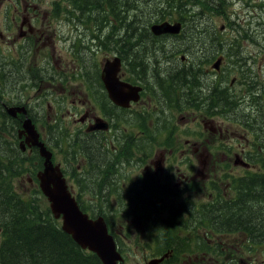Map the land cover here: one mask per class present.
Listing matches in <instances>:
<instances>
[{
    "label": "flooded vegetation",
    "instance_id": "flooded-vegetation-1",
    "mask_svg": "<svg viewBox=\"0 0 264 264\" xmlns=\"http://www.w3.org/2000/svg\"><path fill=\"white\" fill-rule=\"evenodd\" d=\"M1 28L3 31H7L11 29V26L1 23ZM89 28L90 24H84L82 20L77 34L67 33L65 38L73 45V48L65 55V65L59 71L52 70L49 59L43 57L38 43L31 44L28 50V54L34 55L37 60L39 59L37 66L41 83L37 81L38 85L42 87L43 84L47 89L53 91L47 94L52 97V100L47 102L46 109L43 110L45 113L41 115V118L37 117L36 121L33 119L40 133V139L53 153V164L56 165L58 161L55 160V150L50 141L60 105V111L65 110L61 119L67 120L65 124L59 125V127H62L64 137L73 134L72 138H75V144L77 146L82 144L81 155L87 150L84 143L86 144L88 141H94L93 145H96L95 141H97L99 147L107 153L106 159L107 162L111 163V168L106 172L107 185L105 184V187L107 188L105 190L130 189L132 188V186L128 187L131 185L130 183L140 185L142 184L140 176L146 170L150 180H155L159 184L163 183L165 190L169 189L178 193L180 189H187L192 183L198 184L192 181V176L197 171V174L202 175L203 179L190 190L199 188L202 191H207L210 184L216 182L217 193L221 194L220 203L235 209L232 229L220 232L212 239H209L207 231L202 232V237L206 240L207 245H210L212 249L217 251V254H220L217 262L220 264H228L230 261L233 264H258L257 261L260 259L257 255H264V239H262L264 233L251 229L248 225L245 226L246 229L239 221L241 220L239 210L243 205L248 204V196L252 195L248 190L254 194H260L262 191V188L247 183L244 176L248 172H250V177L254 174L264 176V164H256L255 152H249L260 146L250 137L248 147L247 145L243 147L240 144L241 150L231 153L233 143L239 138H244L243 135L247 134L241 124L242 121L234 117L228 120H216L215 118L224 113L223 93L225 94V90L221 87L223 77L222 73L219 72L223 66L220 69H213L218 71V79L213 88L207 91L206 85H203L200 87L198 99L187 101L189 107L193 105L199 107V110H196L198 113L193 112L190 115L188 113L181 116L182 121L176 123L175 126L174 109L177 104L171 87L174 81L170 78L165 80L159 71L160 64L151 63L152 61L158 62V58L153 56L148 58L151 61L145 63L144 61L140 62L137 58L131 59L126 56L130 41L123 42L124 54L119 55L122 60V66L118 73L119 83L122 85L121 82L124 81L141 87V90L137 100H131L126 105L117 104L103 80L104 66L114 56H108L111 53L108 43L104 44L105 50L99 46L100 39L104 38L101 29L96 30V34L92 35V42L85 38L88 36ZM44 42L45 40L41 43ZM142 45L140 44L139 48H142ZM146 45L151 49L152 41L147 42ZM85 48L87 52L84 50ZM145 52L139 50L140 54ZM153 53L157 55L155 51ZM94 55H97V61L94 59ZM87 59V64L84 67L83 61ZM86 67H90L92 71H81ZM189 70L193 69L189 68ZM11 74L16 80H24L25 84H23L22 91L33 88L36 80L32 75L25 74L24 69H16ZM59 80L63 82L61 85L58 84ZM254 82L264 85L258 80V77L254 79ZM175 84L185 86L174 82ZM193 87L190 86L189 88ZM38 91L41 92V89ZM202 92H206L207 96H201ZM250 92L253 95L252 102L259 104L264 110V96L254 93L251 89ZM121 95L128 100L134 96L133 88H123ZM32 102H40L37 94L33 95ZM67 102L71 104H67ZM181 102L183 103V99ZM25 104L30 113L28 103ZM48 111L50 112L48 113ZM44 117H47L48 121L52 120L50 124L46 125L40 120ZM71 117L73 124L77 123L74 131L68 128ZM101 119L106 122L107 128H94L102 123ZM248 122L251 123L252 133H255L257 127L264 129V125L253 116ZM145 123H149V125L146 126ZM163 124H166V128L172 134H174V128H180L183 134L191 133L196 148H193V142L190 138L176 136L163 143L165 146H163L162 151L157 148L154 152H147L145 158L140 152L144 146L143 143L150 144L152 148L157 138L155 128ZM55 144L56 146L60 145V149L62 148L59 141ZM127 147H130L131 151H128ZM160 152L162 153L160 154ZM245 152H249V154L247 155ZM121 155L122 162L115 160L116 156L120 157ZM87 156L84 157L85 166H88ZM68 160L66 169H69L71 162L74 163L72 153ZM177 161L180 163L178 168L180 172L176 173ZM44 164L45 158L40 156L39 148L29 142L22 124L17 131L14 130L12 121L9 123V129H2L0 126V171H11L16 174L15 183L17 187H22L20 181L23 180L25 183L22 188L42 192L38 173L44 170ZM64 164L66 165L62 161V165ZM196 164H199V167L195 169ZM89 166L93 173L94 169L90 161ZM33 175L34 178H32ZM172 177L177 185L172 184ZM175 202L182 203L183 201L182 199H175ZM197 204L195 202V205ZM184 219L194 221L198 217H185ZM194 227L199 228L198 225H194ZM200 253L201 256H199ZM207 255L208 253L204 250H195L188 261H193V264H208L206 262Z\"/></svg>",
    "mask_w": 264,
    "mask_h": 264
},
{
    "label": "rangeland",
    "instance_id": "rangeland-1",
    "mask_svg": "<svg viewBox=\"0 0 264 264\" xmlns=\"http://www.w3.org/2000/svg\"><path fill=\"white\" fill-rule=\"evenodd\" d=\"M95 1L100 5L101 8L95 9ZM109 4V2L105 3V0H89L87 4L83 23L90 24L89 31H87L88 36L85 38L89 39L91 42L92 35L96 34V30H100V28L104 33L106 32L108 34H111L112 32H114L119 38L124 35V30H122L121 28H116L115 30L112 29L114 22H111V24H108V22H106L108 20H111V18L112 20L114 19L111 12L110 14L105 15L110 11L104 9L108 8ZM124 4L132 7L130 16L128 18L129 22L132 21V31H135V28L141 29L139 30V32H135V35L133 33L131 34L133 35V42H136L135 45H137L138 43V46L133 47L132 42H130V47H128L129 55L132 53V56L134 55V58H141L143 57V53L140 54V50L148 51L149 55L153 57V52L155 51L157 53V55L155 56L158 58V62L152 61L151 63H155L158 65L160 64L159 71L165 80L169 79L171 75H174L182 69L192 68L194 71H199V74L196 76L198 84L195 87L188 88L179 84H175L172 87V92L174 94L173 97L176 100L177 104V107L174 109V118L176 119V121L174 122L175 126L176 123L182 121V119L180 118L181 116L188 113L190 115L193 112L198 113L196 110H199V107H189L187 101L198 99L201 86L206 85L207 91L213 88L215 81H217L218 79V71H214L215 68L213 67V63L217 57H223V55L225 57L224 67L219 70V72L222 73L223 77L221 87H227V94L229 96V99L236 103V107L235 109H233V107L229 108L233 110L225 111L220 117H215L216 120H228L234 117L236 119H239L240 121H243L250 120V118L253 116L256 120L264 125V110L259 104H254L252 102V93L250 92L249 88V85L254 84V90L257 91L260 96H264V85L254 82V79L258 77V80H260L264 84V0H227L224 12L208 13L206 15L202 14L201 16L196 15L192 17L189 22H186L182 35L178 37L172 36L171 38H157L150 30L151 24L163 18L164 14L162 13V11H165V2H163L162 0H121V4L119 5V11L121 13H128L126 12L127 8ZM90 5H92V8L90 7ZM165 14V20H172L169 18V14ZM193 14L195 13H192V16ZM53 26V24H51V26L49 25V32H51ZM131 26H129L130 29H132ZM222 27L223 30L220 29ZM46 28L48 27L44 25V28L41 30V32L36 33L38 44L41 42L43 35H45ZM73 33L76 34L75 31ZM130 33L131 32H129V34ZM66 35H64V39ZM6 38L7 37L4 34L1 39L5 40ZM130 40L131 39H128V41ZM138 40H140V42H138ZM149 41H152L151 49L152 51L154 50L153 52H151V49H149L150 47L146 45ZM234 41L239 43V46L234 47L235 49H233V47L231 46ZM84 44L85 43H83V45ZM140 44H143L142 48H139ZM231 53H236L237 55L231 56ZM113 54H115L114 51L108 54V56H111ZM93 57L94 59H96L97 55H94ZM181 60L184 61L182 62ZM87 61L88 59L83 61L84 67L87 64ZM146 61L148 62L151 60H148L146 58L144 63ZM0 66L1 77L3 73L8 69V63H5V65H2L0 63ZM21 66L22 65H20V69H25V67ZM51 66L53 71H59L53 67L52 63ZM81 71H92V69L90 67H86L84 69H81ZM234 77L237 79L238 83L235 82L234 85H231V81ZM38 79L41 83L39 76ZM188 79L190 80L191 78ZM5 80L7 82L8 89L10 90L9 93L6 94V98L12 99V95L16 93L11 92V88H13L14 85V80L11 76L7 77ZM62 83L63 82L61 80L58 81V84L61 85ZM39 89H41L43 95H47L53 92L52 90L47 89L45 85L42 87L39 86L38 82L35 81L31 90L25 89L20 93V96L23 99L18 103H26L28 99L30 101H33V95L37 94ZM201 96L206 97V92H202ZM182 99L183 103L181 102ZM50 100H52V97L49 96L47 100L41 105V108H37V113H39L40 115L45 113V111L43 110L46 109V104ZM250 102L254 105H250ZM67 104L71 103L67 102ZM259 109L261 110L258 111ZM60 110L61 107L59 105V113L55 126L52 130L50 144L54 147L55 150V160L58 162L63 161L65 163H68L66 160L67 158L64 157V153H62V151L60 150V145L56 146L55 144L57 141H59L62 145V148L66 147V142L64 140L65 137L62 134V127H59V125L62 126L63 124H65L67 119H61V115L63 112L65 113V110ZM49 112L50 111H48V113ZM11 121H13L12 118L6 117L0 122V126L2 127V129H9V123H11ZM76 125L77 123L73 124V119L71 117L68 124L69 129L71 131L75 130ZM145 125L148 126L149 123H145ZM129 129L131 130L130 126ZM155 130L157 138L153 147L151 148L150 144L148 145L147 143H143L144 146L140 150L145 158L147 152H154L157 148H160V151H162L163 146H165V144L163 143L168 142L171 137L176 136H180L182 138H190L193 142V148H196L195 140L192 134L189 132L187 134H183L180 128H174V134H172L171 131L166 128V124L155 128ZM258 130L259 127L256 128L255 133L252 134L251 137L253 135H257V132H259ZM243 137L244 138H239L233 143L234 146L231 153H234L236 151L239 152L241 150L240 144H242L243 147L245 145H247V147L249 146L248 139L250 136L246 134L243 135ZM71 145L73 149L76 148L74 140L72 141ZM86 147L88 150H90V146L88 145V143ZM126 149L128 151H131L130 147H127ZM92 150H95V146ZM65 151L67 152L68 148H65ZM101 153L103 155V158L106 159V154H104L103 152ZM161 153L162 152H160V154ZM100 160L104 162L102 158ZM115 160L122 162V155L120 157L116 156ZM85 163L86 161L84 162L82 159H79L75 163H70L76 169H78V171H80L79 174L75 173V180H71V182L73 184H77L79 197L89 212L93 214L105 213L107 219L111 222V225L114 224L116 227L124 230L128 239L122 240L120 242V246L121 251L124 253L126 258L125 264H144L146 260L154 257V255L161 254L168 241L165 240V236H161L160 234L157 235V233L160 232V230L157 229V226L168 219L169 222L174 221L173 217L174 214H177L176 210L182 211L186 209V203L185 201H183L184 199L191 198L193 201L199 202L198 199H203L206 197V195H204L205 191L201 192V189H199V191L194 192V197L192 191V193L188 194L186 198L182 197V203H176L173 202V200H179V198H172L170 196L156 194L154 198L160 201L157 207L152 205V203L148 199H144L139 196L133 187L128 190L119 188L117 192L112 191L111 193L110 191L105 190V188H107L105 187V184L107 185V182L106 179L105 181L102 180L106 177L105 172L97 169L96 172H100V174L95 178V174H93L95 171L93 173L90 172V166H85ZM96 163L99 164V162ZM97 164H94V166ZM198 165L199 164L195 165V169L198 167ZM179 167L180 163L177 161V165L175 166L176 173L180 172V170H178ZM147 178L148 175L144 170L143 174L140 176V181L143 183ZM152 181L156 183L155 180ZM20 183L23 187L25 182L21 180ZM156 184L162 189H166L163 183ZM172 184L177 185V183L173 180V177ZM40 194L42 195V193ZM210 194L212 193H208V197H206L204 201H209L208 198ZM218 194L219 193H217V196L215 197H218ZM30 197H32V195ZM37 197L41 199V196L38 194L36 195V198ZM0 199L2 201L4 200L3 197H0ZM43 200L45 210V208H49V203L44 196ZM151 201L153 202V200ZM125 202L130 204L131 208H127ZM110 210L112 212H110ZM127 211L132 212V214L127 213ZM179 214L181 213H178L176 217H179L180 221H187L190 224L193 223L192 220L184 219L188 216ZM132 215L133 218L130 220V218H128L127 216ZM152 215L154 217L153 219H151ZM155 219L157 223L152 222ZM194 225L195 224H192L190 228H192ZM178 228H182L180 224H178V227H176V230L174 231L176 232L177 230H181ZM168 230V227H166V229L164 230L162 228V232L165 234ZM184 232L186 231L184 230ZM171 234L175 236L174 232ZM186 235L187 234H184L183 237H185ZM47 243L48 239L45 240V244ZM179 248L183 249L182 246ZM209 250L211 251V253H208L206 262H210L209 264H220L217 262V256H214L213 258V249L211 248ZM170 251L172 250H169V252ZM184 254L186 253H182V256H185ZM201 255L202 254L200 253L199 256ZM257 256L260 259L257 261V263L264 264V255L261 254ZM172 258H174V255H172ZM74 259L75 257L71 253L69 261L72 262L74 261ZM180 264H193V261H183ZM228 264H233V262L230 261Z\"/></svg>",
    "mask_w": 264,
    "mask_h": 264
},
{
    "label": "trees",
    "instance_id": "trees-1",
    "mask_svg": "<svg viewBox=\"0 0 264 264\" xmlns=\"http://www.w3.org/2000/svg\"><path fill=\"white\" fill-rule=\"evenodd\" d=\"M162 1L166 3V6L164 7L165 11H162L164 14L163 18L159 19L158 21L165 20V13H167L171 19H179L184 22H189L191 18L196 15L201 16L202 14L206 15L208 13H222L224 12L225 5L227 4V0ZM107 2L110 3L109 7L104 9L110 10L111 13L116 17L113 25L114 30L116 28L122 29L123 26L132 25V21L129 22L128 19L132 7L124 4L127 8L126 12L128 13H121L119 11L121 0H105V3ZM94 4L95 9L101 8L96 1ZM90 7L92 8V5H90ZM192 13L195 14L192 16ZM109 23L110 21L108 24ZM126 29L128 30L126 37L119 38L114 32H112V38L109 40V44L113 47V50H118L121 54H124V41L131 39L130 42H132V46H136V42H133V35L131 34L133 33L135 35V32L137 33L139 30H141L140 28H135V31H132L130 28ZM129 32L131 33L129 34ZM231 46L233 49H235L234 47L239 46V43L234 41ZM151 52H153L152 49ZM234 55L236 56L237 54L231 53V56ZM126 56H131V58H134L132 53L129 55V49ZM153 56H155V54ZM146 58H152L148 51L143 53V57H139L137 60L142 62L145 61ZM198 74L199 71L183 69L177 74L175 73L174 75H171L169 78L172 79V81L184 84L189 88L190 86L195 87L198 84L196 79ZM188 78L191 79L189 80ZM174 82L171 87L174 86ZM223 100L226 111L235 109V106H233L234 101L229 99L226 89L225 94L223 93ZM232 106L233 109H229L232 108ZM95 142L96 145H93L94 141L87 142L90 146V150L87 149L86 154L92 162L96 178V176L100 174V172H96V170L98 169L103 171L106 175V172L111 168V163L109 161L107 162V159L103 158L101 152L106 154V157L107 153L99 147V143L97 141ZM87 143H84L85 147ZM94 146L95 150L93 151L92 149ZM101 158L104 160V162L100 160ZM96 162H99V164ZM94 164L97 165L94 166ZM102 180H105V178ZM245 181L252 186L262 188V191L260 194H254L251 190H248L252 195L248 196V205L245 204L240 208L239 212L241 220L239 221L242 225H244V227L248 225L251 227V229L264 233V176L256 174L254 179L245 178ZM213 188L217 191L216 182H214ZM0 197H3V202L5 203V205H1L0 199V227L2 237L0 251L1 264H103L96 254L83 250L69 234L61 230L58 222L53 219L49 208H45L44 210V207H40V205L36 203L35 200L29 204H25V206H21L19 203L15 205L12 202V196H10L9 192L5 189L0 190ZM219 201L220 193L214 201H210L207 204H201L199 207L194 205L193 209L186 208L184 211L176 210L177 214H174V221L169 223V230L165 235V240H167L168 243L164 247L165 250L173 249L175 254H173L174 258L166 261V264H171L173 261L183 257L182 253H189L191 250V236H193L196 231L195 229H192V232L190 231L189 233L187 232L189 231L187 229H185L186 232H184V229L178 228L181 230H177L175 232L174 230H176L178 224L185 226V228H188L187 225L189 224L187 221H180L179 217H176L178 213H181L179 215L198 217L197 220L192 222L194 224H199V228H206L208 232L212 231L214 233H219L222 230L232 229L235 209L233 207L224 206L219 203ZM173 232L175 236L171 234ZM181 232H184V234L187 235L183 237ZM47 239L48 243L45 244V240ZM262 239H264V236H262ZM118 241L120 240L118 239ZM181 246L183 249L179 248ZM71 253L75 257L74 261L72 262L69 261Z\"/></svg>",
    "mask_w": 264,
    "mask_h": 264
},
{
    "label": "bare ground",
    "instance_id": "bare-ground-1",
    "mask_svg": "<svg viewBox=\"0 0 264 264\" xmlns=\"http://www.w3.org/2000/svg\"><path fill=\"white\" fill-rule=\"evenodd\" d=\"M110 12L111 11L107 12L106 14H110ZM112 17L114 18L113 20L111 18V20L107 21V22L110 21L109 24H111V22H114L116 19L114 14H112ZM157 23H161L162 25L157 29V32H155L154 27H156L155 24H157ZM185 25H186V22L179 20V19L160 20V21H156L153 24H151L150 30L157 38H160V37L171 38L172 36L178 37V34L182 35L184 32ZM129 26L130 25L123 26V28H122V30H124V35L122 34L123 38L125 37V34L128 32V30L126 28H129ZM112 29H113V27H112ZM220 29L223 30V27ZM163 35H168V36H163ZM103 37L104 38L100 39V41H99L100 48H103V50H105L104 44L108 43L109 51L115 52V54L112 55V56H114L113 59L109 60L104 66L103 80L106 83V86L110 89V92L113 96V99L116 100L115 102L117 104H120V105H126L131 100H137L138 99L141 87L128 84L124 81L121 82V83H123L122 85L119 83L118 73H119L120 68L122 66V60H121L119 55H122V54L118 50H113V47L109 44V40H110V38H112V33L108 34L106 32L105 33L103 32ZM84 45H86V43ZM86 51H87V49H86ZM218 60H220V64H219V67H216L217 66L216 63ZM96 61H97V59H96ZM224 62H225L224 55H223V57L219 56L214 61L213 67L215 69H220L221 66L224 67ZM108 66H112L114 71L116 72L117 82H116V77L113 76L114 74L113 75L107 74L106 70H107ZM114 82H116L117 84H115ZM235 82L238 83L237 79L234 77L231 81V85H234ZM249 86H250L249 88L254 93L259 95V93L254 90V87H253L254 84L249 85ZM125 87L133 88V94L135 93L134 96L130 97L128 100L124 99L121 95L122 89ZM223 89L227 90V87H225ZM250 105H254V104L250 102ZM193 106H196V105H193ZM233 106L236 107L235 102H234ZM260 110L261 109H259L258 111H260ZM225 111H226V109L224 108V112ZM100 121H102V123L100 125L95 126L94 128L106 129L107 128L106 122L103 119H101ZM248 121L249 120H243L241 122V124H242L243 128L245 129L247 135L251 137V135L254 133H252V130L250 128L251 123ZM258 131L259 132H257V135H253L251 138L254 141L258 142L260 144V146L258 148L253 149L252 151H249V152H252V153L255 152L254 157H255V163L256 164H264V129L259 128ZM72 135L73 134L65 136V139H64L66 142L65 148L66 149L68 148V151L66 152L65 148H62L60 150L62 151V153H64V156H66L68 159L71 158V153H72V158L74 160V163L76 161H78L79 159H82L85 162L84 157H86L87 151L83 152V155H81L82 144H80V146H77L75 144L76 148L73 149L71 142H72V140H74V143H75V138L73 139ZM69 149H70V151H69ZM249 152H245V153L248 155ZM81 156H83V157H81ZM68 159H66L67 162L69 161ZM89 161H90V158L88 157V165H89ZM67 165H68V163H66V165L65 164L62 165V161L57 162L56 170H55V173H54V176L52 178L51 185H50L51 187H50V190L48 192L47 200L49 203V208H50V212H51L53 219H55L58 222L61 230H63L65 233L69 234L73 238V240L83 250L96 254L100 258V260L102 261L103 264H125L126 258H125L124 253L121 251V246H120V242L122 240L128 239L126 237L124 230L116 227L114 224L111 225V222L107 219V216L105 213L93 214L86 209V207L84 206V204L82 203V201L79 197V191L77 188V184L76 183L73 184L71 182V180H73V181L75 180V177H74L75 173L79 174L80 171H78V169H76L72 164H70L69 169H66ZM216 167H217V165H216ZM44 169H46V166L44 167ZM65 171H66V173H65ZM91 171H92V168L90 167V172ZM145 173L148 175V172L146 170H145ZM249 173L250 172L246 173V175L244 176V179L245 178H249V179L255 178L256 174H254L253 176L250 177ZM126 176L128 177V175H126ZM192 177H193L192 181H195L198 184L203 179V176L198 175L197 171L194 172ZM130 184L131 185H129L128 187L132 186L135 189V191L138 193L139 196H141L144 199H148L152 203V205L157 206V207H158V203L160 201H158L154 198V196L156 194H162V195L170 196L172 198H179V200H181L182 197L186 198L188 194L192 193V191H193V197H194V192L199 191V188H196L192 191L190 190L191 187L198 185V184L192 183V185L190 187H188L187 189H180V191L178 193H174L169 189L164 190L161 187H159L154 181L149 179V176L140 185L139 184L133 185L132 183H130ZM213 184H210L208 190L205 191V193H204V195H206V197H208V193L213 194L212 196H209L208 202L214 201L216 198L215 196H217V191L213 188ZM211 185H212V187H211ZM58 187L62 191V197H63L62 198L63 199V205L62 206H57L56 204L52 205V200L50 198L52 196V195L50 196V194L56 193V189H58ZM126 190H128V188ZM111 192L112 191H110V193ZM201 192H204V191L201 190ZM220 196H221V194H220ZM205 198L198 199L199 202H197L198 203L197 205H195V201H193L191 198L184 199L183 201H185V203H186V208H189V209L192 208L193 209L194 205L196 207H199L201 204H207L208 202L204 201ZM151 200H153V202ZM173 202H175V200H173ZM219 203H220V201H219ZM130 206H131L130 204L126 203L127 208H131ZM79 210L81 211V213L83 215H86L88 219L81 221V222H78L76 225H74L73 230L70 231L69 227H64V221H70L74 218V216L76 217V219H78L79 218ZM110 212H112V211L110 210ZM127 213L132 214V212H129V211H127ZM186 216L193 217L190 215H186ZM127 217L130 218V220H131L133 218V215L127 216ZM100 218H103V220L106 224V227H107L106 229H103L102 227L99 226L98 219H100ZM153 218L154 217L152 215L151 219H153ZM152 222L157 223L156 219L153 220ZM169 223H170L169 219L164 221L163 223H160L157 226V229L160 230V232L157 233V235L160 234L161 236H165L166 234L162 232V228L164 230V229H166V227H169ZM192 224H194V223H192ZM192 224L189 223L187 225L188 228H185V226L181 225L182 229H184V230L185 229H188L189 231H191L192 229L196 230L195 234L193 233L194 235L191 236V242H190V249L191 250L189 251L188 254H185V256L179 258L178 260L172 262L171 264H180L183 261H188L189 257L192 256V253L195 250H204L209 254L211 253V251L209 249H211L212 247L210 245H207L206 240L202 237V232H204V230L208 232V230L206 228L205 229L204 228H195L194 226L192 228H190ZM91 225H97L98 226V228L94 232L93 241L88 240L86 237L87 231H88L87 228L90 227ZM196 225H199V224H195V226ZM226 231H229V230H222L221 232H226ZM181 233L184 235V232H181ZM216 234H218V233H214L212 231L208 232L209 239L215 238ZM118 239L120 241H118ZM169 250H172V251L169 252ZM213 251H214V252H212L213 258H214V256L219 257L220 254H217L216 253L217 251L214 249H213ZM173 254H175V251L173 249H168V250L163 249V252L161 254L154 255V257L146 260V262L144 264H147L150 260H152L154 258H161L164 256H165L164 259L159 264H166V261L167 260L169 261L172 258ZM187 257H188V259H187Z\"/></svg>",
    "mask_w": 264,
    "mask_h": 264
},
{
    "label": "water",
    "instance_id": "water-1",
    "mask_svg": "<svg viewBox=\"0 0 264 264\" xmlns=\"http://www.w3.org/2000/svg\"><path fill=\"white\" fill-rule=\"evenodd\" d=\"M155 25H156V27H154L155 28L154 31L157 32V29L162 24L161 23H157ZM216 64H217L216 67H219L220 60H218ZM111 67L112 66H108L106 72H107V74H112V75L114 74L113 76L116 77V82H117L116 72L114 71L113 67L112 68ZM23 111H25L24 108H9L8 109V113L11 116H17V114L19 112H23ZM26 120H27L26 129H27V131H30L32 129L31 122H30V120L28 118ZM38 138H39V134L36 132V137L33 139V144L40 145V147H41L40 156H43L45 158V164L44 165L46 166V169H44L43 171H40L38 173V177L40 179L41 188H42L43 192L46 194V198H47L48 192H49L50 187H51L50 185H51V182H52V178H53L55 170H56V165H54L53 162H52V157H53L52 151L49 150L46 147L45 144H41L39 142ZM50 196H51L50 198L52 200V205L53 204H56L57 206H62L63 205L62 191H61V189H59V187H58V189H56V193L50 194ZM87 219H88L87 216L83 215L81 213V211L79 210V218L76 219V217L74 216V218L72 220L64 221V227H69L70 231H72L74 225H76L78 222H81V221H84V220H87ZM98 223H99V226L102 227L103 229L107 228L103 218L98 219ZM97 228H98L97 225H91L90 227L87 228L88 231H87V236L86 237H87L88 240L93 241L94 232L96 231ZM164 257L154 258V259L150 260L147 264H159L160 262H162Z\"/></svg>",
    "mask_w": 264,
    "mask_h": 264
}]
</instances>
